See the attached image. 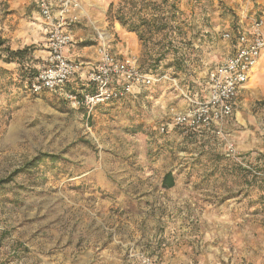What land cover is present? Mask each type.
Segmentation results:
<instances>
[{"label":"rangeland","instance_id":"obj_1","mask_svg":"<svg viewBox=\"0 0 264 264\" xmlns=\"http://www.w3.org/2000/svg\"><path fill=\"white\" fill-rule=\"evenodd\" d=\"M33 1L0 0V28L9 20L0 35L28 32L25 20L40 17ZM80 2L71 50L97 48L103 33L144 72L166 54L157 70L180 89L143 88L89 116L61 93L36 95L0 77V264H136L145 252L161 264H264V57L216 149L182 152L160 132L184 108L181 89L203 87L232 53L225 31L247 27L244 13L264 17V0ZM23 39L15 43L33 49L40 72L47 40ZM42 155L61 162L29 168Z\"/></svg>","mask_w":264,"mask_h":264},{"label":"built area","instance_id":"obj_2","mask_svg":"<svg viewBox=\"0 0 264 264\" xmlns=\"http://www.w3.org/2000/svg\"><path fill=\"white\" fill-rule=\"evenodd\" d=\"M34 1L45 26L48 48L47 65L31 84L34 94H63L67 85L84 80L89 93L64 95L74 107L85 109L90 116L98 106L134 96L143 88L170 83L180 89L178 80L169 75L142 71L135 57L119 58L111 51L108 37L103 33H99L95 62L69 59L65 52L73 44V37L68 28L81 18L80 0ZM243 18L247 27L236 36L232 32L222 36L231 46L234 43L232 53L208 70L203 87L181 89L184 108L172 109L169 122L160 129L162 134L180 129L186 135L211 133L217 140L226 141L225 124L233 117L240 94L264 57V19L245 13ZM228 152V156L234 154L233 145H229ZM136 264L159 263L143 253Z\"/></svg>","mask_w":264,"mask_h":264},{"label":"trees","instance_id":"obj_3","mask_svg":"<svg viewBox=\"0 0 264 264\" xmlns=\"http://www.w3.org/2000/svg\"><path fill=\"white\" fill-rule=\"evenodd\" d=\"M114 6L113 4L110 5L109 7V11H108V16L110 17L112 14V10H113ZM117 20L122 24L125 25L124 21L122 19H118ZM130 33H134L138 35V29L137 27H131L129 30ZM226 32V31H225ZM239 30H233V34L236 36L238 34ZM234 43H232L233 46ZM0 49H1V56L0 59L3 60V62H5L6 64H16L17 67L14 68L13 70H6L3 68H0V77L3 78H9L10 80H19L21 79V83H26L27 87L30 89L31 91V84L33 82V80L35 79V77L38 75L39 71H37L36 65L38 63L37 60H33V49L31 47H24L23 49H17V50H13L11 49V47L9 46H5V42L2 41L0 39ZM164 59H166V54H164V56L160 57V59H157L155 61V65L153 66V69H150L149 71L146 72H150L152 74L158 75V76H163V75H167L163 72H159L157 70L158 67H160V63L161 61H163ZM14 78V79H13ZM77 82H73L69 85H67L64 88L63 91V96L65 97L64 94L66 93H73L75 95L81 96L82 94H86L90 92V88L86 85H80ZM32 92V91H31ZM33 93V92H32ZM44 93V92H43ZM42 94V93H40ZM60 94V93H59ZM39 95V94H36ZM66 98V97H65ZM69 101V100H68ZM120 101V100H119ZM70 102V101H69ZM117 102V101H114ZM114 102L110 103L113 104ZM108 104V105H110ZM108 105H102V106H108ZM100 106H98L92 114H94L97 109ZM79 110H83V108H77ZM190 136V135H189ZM48 161L49 163L52 164H57L60 163V157L55 156V155H42L41 157L35 159L32 163H30V167L29 168H36L40 165L45 164V161ZM175 177L172 175V173H167L162 181V187L166 190L172 189L175 187Z\"/></svg>","mask_w":264,"mask_h":264},{"label":"crops","instance_id":"obj_4","mask_svg":"<svg viewBox=\"0 0 264 264\" xmlns=\"http://www.w3.org/2000/svg\"><path fill=\"white\" fill-rule=\"evenodd\" d=\"M36 8L38 9L35 1H33ZM27 10V7L24 6L23 7V12L25 13V11ZM263 19L264 17L261 16ZM31 19V18H29ZM35 22H32L33 20ZM30 20V22L28 20H25V25H21L23 26L22 29L30 32V34L28 35V32L26 33H21L19 32V34L17 35V37H15V39H12V37H10V35L8 34H1L0 35V38H2V41H4L5 43H7L9 46H11V49L13 50H17L15 48H19V49H23L24 46H20L18 47V44L15 43L17 42L16 39L17 38H28L29 40L31 39H34L35 41L34 42H37V41H40L41 39L42 40H47V35H46V30H45V26H44V23L41 19V17H39V14L38 13H35L34 14V18H32ZM41 20V21H40ZM40 22V23H37ZM8 21H6V23L4 25H2V28H0V31L1 29L5 30L6 32L7 31V26H8ZM11 24V23H10ZM19 25V27H20ZM4 27V28H3ZM20 31V30H19ZM18 32V31H16ZM40 36L42 38H40ZM21 40V39H19ZM23 40H26V39H23ZM33 41V40H32ZM73 47V44L66 50V56L69 58V59H72L74 58V60H79L78 58H86L85 62H95L98 57H97V48L96 46H90V47H87L86 49H90L89 51H85V50H81V51H76V50H71V48ZM86 56V57H85ZM81 61V60H80ZM17 65L16 64H6L5 62H3V60L0 59V68H3V69H6V70H13L14 68H16ZM77 83H82V85H86L88 86V84L82 80V81H77ZM171 85V84H170ZM142 90V89H141ZM141 90L137 92V94H135L134 96H130V97H135L137 96L138 94L141 93ZM166 135H169V139H171L173 141V146L176 147V149L180 150L183 152V150H187L189 148H194V147H197L198 145H207L209 144L211 146V148L213 149H216V147H214V145L212 143H216V142H219L220 143V140H217L215 137H213V135L211 133H206V134H203V135H186L183 133L182 130L180 129H174V130H170ZM192 150V149H191ZM175 184H176V181H175ZM147 255H149L147 252H145ZM150 256V255H149ZM153 259H155L157 262H158V259L157 257H153L151 256ZM159 264H161L160 262H158Z\"/></svg>","mask_w":264,"mask_h":264}]
</instances>
